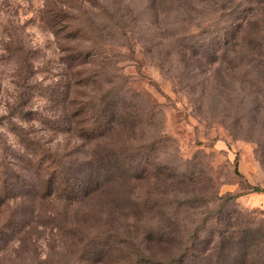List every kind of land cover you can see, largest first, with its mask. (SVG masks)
<instances>
[{
  "label": "rangeland",
  "instance_id": "rangeland-1",
  "mask_svg": "<svg viewBox=\"0 0 264 264\" xmlns=\"http://www.w3.org/2000/svg\"><path fill=\"white\" fill-rule=\"evenodd\" d=\"M0 264H264V0H0Z\"/></svg>",
  "mask_w": 264,
  "mask_h": 264
},
{
  "label": "trees",
  "instance_id": "trees-1",
  "mask_svg": "<svg viewBox=\"0 0 264 264\" xmlns=\"http://www.w3.org/2000/svg\"><path fill=\"white\" fill-rule=\"evenodd\" d=\"M57 3V0H54V4ZM70 8L66 7V6H59L58 8L56 7L55 9L51 10L50 16L48 17V21L47 23L52 26H59L61 24V22H65V13H67V11ZM63 10V11H61ZM66 29H70V27L67 25ZM53 35L57 36L56 32H53ZM18 70V69H17ZM30 115L32 113H29L27 111V115ZM71 117H74V114L71 115ZM30 119V117L27 118V121ZM28 135V133H27ZM27 161L29 162V160L27 159ZM40 161V160H38ZM115 159H113V157H109V155H105L104 156V161L101 163L99 168H108L111 167L113 168L114 164H115ZM37 163V162H36ZM35 163V164H36ZM49 168V167H48ZM35 170L37 171V182H36V192L33 193L34 196H38V201L39 202H44V200H50L53 199V196L58 192L56 191L58 187H56V185L60 186V184H66V182L63 179H57V174H58V170L56 168V166L51 167L49 169H47V173L45 174L43 172V167L41 166V162L40 164H38L35 167ZM57 181L59 182V184H57ZM29 181L27 180V185ZM69 194L72 195L71 191H68V195L63 193V191L60 192V196L58 197V199H65V200H71ZM254 250L257 248V244L253 245Z\"/></svg>",
  "mask_w": 264,
  "mask_h": 264
}]
</instances>
